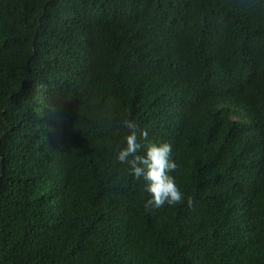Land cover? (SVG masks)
I'll return each mask as SVG.
<instances>
[{
    "label": "trees",
    "instance_id": "obj_1",
    "mask_svg": "<svg viewBox=\"0 0 264 264\" xmlns=\"http://www.w3.org/2000/svg\"><path fill=\"white\" fill-rule=\"evenodd\" d=\"M0 264H264V0H0Z\"/></svg>",
    "mask_w": 264,
    "mask_h": 264
},
{
    "label": "clouds",
    "instance_id": "obj_2",
    "mask_svg": "<svg viewBox=\"0 0 264 264\" xmlns=\"http://www.w3.org/2000/svg\"><path fill=\"white\" fill-rule=\"evenodd\" d=\"M120 126L128 130L122 142L116 145L117 160L126 165L128 172L136 180L146 181V190L151 199L145 204L146 209H159L165 204L174 206L182 203L184 193L169 173L176 171L179 165L170 159L172 147L168 142H154L148 138V131L134 119H124ZM143 141V143H142ZM192 200L188 199L191 205Z\"/></svg>",
    "mask_w": 264,
    "mask_h": 264
}]
</instances>
